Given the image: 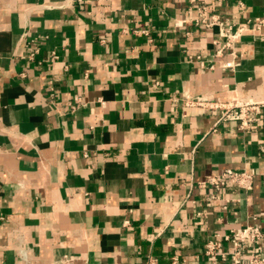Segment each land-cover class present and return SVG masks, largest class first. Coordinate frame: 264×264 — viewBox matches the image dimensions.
Here are the masks:
<instances>
[{
    "label": "crops",
    "instance_id": "1",
    "mask_svg": "<svg viewBox=\"0 0 264 264\" xmlns=\"http://www.w3.org/2000/svg\"><path fill=\"white\" fill-rule=\"evenodd\" d=\"M202 7L264 18V0H0V264H209L208 238L264 229V106L241 131L190 104L264 102V39L217 55ZM227 169L252 189L198 186Z\"/></svg>",
    "mask_w": 264,
    "mask_h": 264
},
{
    "label": "built area",
    "instance_id": "2",
    "mask_svg": "<svg viewBox=\"0 0 264 264\" xmlns=\"http://www.w3.org/2000/svg\"><path fill=\"white\" fill-rule=\"evenodd\" d=\"M200 1L205 4L207 0H190V3ZM221 1V0H217ZM200 19L196 20V25L217 28L218 39L214 44L220 48L216 54L220 55L223 50L232 49L233 43L240 38L245 32L258 31L264 39V18L255 19L253 22L232 23L221 20L217 15H211L207 21L206 13L209 8L202 7ZM231 51V50H230ZM232 55L234 52H230ZM212 67H210L211 69ZM203 108L212 110L218 115V122H235L238 128L243 131L259 120V114L264 106V102H245L237 105L222 104L219 102H208L206 100H196L190 102ZM253 176L247 172H236L231 169L224 170L221 174L207 177L200 182V188L212 187L216 191H220L226 186H231L236 190L248 192L253 187ZM217 199L216 195L206 199L207 205ZM264 241V229L261 226H247L239 231H231L226 235H215L210 237L204 243V255L210 260L209 264H216L218 257L227 260L229 264H264V257L259 254H250L245 260L242 259L243 251L249 244ZM230 243L231 251L218 255V251L222 243ZM154 260H150L148 264H154Z\"/></svg>",
    "mask_w": 264,
    "mask_h": 264
}]
</instances>
